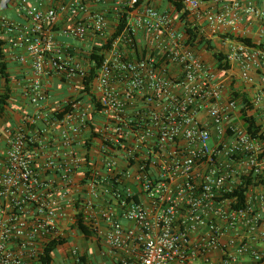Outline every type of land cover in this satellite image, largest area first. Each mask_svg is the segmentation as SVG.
I'll return each mask as SVG.
<instances>
[{
	"label": "built area",
	"instance_id": "built-area-1",
	"mask_svg": "<svg viewBox=\"0 0 264 264\" xmlns=\"http://www.w3.org/2000/svg\"><path fill=\"white\" fill-rule=\"evenodd\" d=\"M48 1L0 0V36L26 53L13 58L28 61L33 73L21 95L36 131L5 130L0 264H40L50 241H69L77 213L91 241L121 253L119 264H264V141L248 133L227 83L236 77L251 85L254 76L264 83V49L238 41L254 34L264 45V6L183 0L191 26L209 41L221 39L230 66L224 74L187 45L175 13L115 0L110 32L107 12L89 8L109 0ZM13 4L21 22L7 14ZM63 15L68 23L59 36L86 44L84 50L56 42ZM120 19L122 29L108 43ZM94 53L103 55L90 84L100 111L80 95L46 111L41 79L57 76L82 91ZM250 103L253 110L264 105V92ZM62 106L68 110L58 118ZM245 180L236 209L237 198L228 195ZM215 250L216 262L208 258ZM59 252L65 262L83 264L70 242L52 264Z\"/></svg>",
	"mask_w": 264,
	"mask_h": 264
},
{
	"label": "crops",
	"instance_id": "crops-1",
	"mask_svg": "<svg viewBox=\"0 0 264 264\" xmlns=\"http://www.w3.org/2000/svg\"><path fill=\"white\" fill-rule=\"evenodd\" d=\"M17 2V0H14ZM31 3L34 2V0H29ZM60 0H49L47 5L49 6H56L59 3ZM257 6L262 7L264 6V0H253ZM115 0H109L106 5L100 7V6H92L89 5V8L94 11H100L104 10L107 12L108 16V27L109 31H112V25L114 24V17L112 16V6L114 5ZM149 6H152L153 8H156L159 11H170L173 13L170 5L166 3L164 0H149ZM203 9H206V6H203ZM7 14L9 17L13 18L16 21L21 22V18L17 15L15 12V4L11 5L7 11ZM68 19L66 16H61L58 23L55 26V39L57 43H65L68 45H72L73 47L78 50H84L86 47V44L84 43H77L75 41L66 39L62 36H59V31L62 30L67 26ZM241 29V27H239ZM251 28L247 29L249 32ZM247 39H250L252 43H259L261 41L260 38L255 36L254 34H248L246 36ZM211 42L214 44L217 51L223 52L224 48L221 45V39L218 37H213L210 39ZM3 46L1 47L2 53L4 55L3 61L7 64L8 72L11 76V101L9 102V105L6 109V113L0 121H3L2 125H0V173L3 171V158L5 154V142L7 139V136L5 134L6 129L16 130V129H23L26 132L36 133L35 130H32V127L28 126L27 118L30 115L31 108L22 98V90L23 88L29 83V80H32L33 73L30 68V65L27 62L25 63H19L15 61L13 58V55L20 54L26 56V53L24 51H14L10 48L9 44L7 43L6 39H3ZM89 46H93L94 42L87 43ZM203 51V50H202ZM202 51H196L197 55L201 59H205V53H202ZM210 55V54H209ZM77 59L82 62L83 66L89 67L86 56L79 55ZM84 62V63H83ZM213 63V61H212ZM214 65V63H213ZM254 83L253 84H246L238 80L236 77L231 78L228 83V88L230 85L231 80H234L235 82V88L238 89L241 93L246 94L250 100L259 92H264V83L260 82L258 80L257 76H254ZM43 85L45 86L47 90V101L44 104V109L47 110H53L59 107L61 108V105L63 102L70 101L71 99L77 98V96H81L82 100L83 94L80 89H78V83H72L70 86L67 83H64L59 77L52 76V77H44L41 79ZM0 87H2V80H0ZM1 91V90H0ZM86 101L89 100V98L85 99ZM252 114L257 118L259 122H264V105H261L257 109H254ZM89 133H83L82 137H79L81 142L85 140L84 138ZM80 142V143H81ZM77 147H82L81 145L77 144ZM80 150V148H79ZM261 192H264V189H260ZM80 193V191H79ZM67 222L71 223V219L74 217V208L70 207L67 211ZM67 222H64V224H67ZM130 226V225H126ZM76 235H78L76 238H69L70 244L72 246H76L79 250V253L82 257H84L83 264H119V258L121 257V253H110L107 249L103 247H99L95 242L91 241V239H86L82 237L80 234L75 232ZM76 239V241L74 240ZM75 242V243H74ZM221 257V254L219 251L215 250L211 253H209L208 258L211 261H218ZM66 256L64 253H58V255L55 257V263L54 264H71V261L68 260L65 262ZM246 259H244L242 262L244 264H247ZM192 264H201L200 259H196Z\"/></svg>",
	"mask_w": 264,
	"mask_h": 264
},
{
	"label": "trees",
	"instance_id": "trees-1",
	"mask_svg": "<svg viewBox=\"0 0 264 264\" xmlns=\"http://www.w3.org/2000/svg\"><path fill=\"white\" fill-rule=\"evenodd\" d=\"M166 3H168L173 11V13L178 15V19L183 23V30L187 37V45L194 47L195 51H205L211 55L212 61L214 63L215 69L221 73H227L229 71L230 66L227 62H225V58L222 55L221 52L217 51L214 44L206 39L200 30L197 27H192L191 23L188 21L187 13L184 10V4L183 0H164ZM141 3L144 5L149 4V0H141ZM124 20L120 19L118 26L116 27L115 33L111 36V38L108 40V43L112 41V39L115 38V36L121 31L122 26L124 24ZM3 39L0 36V80H2V87H0V119H2L6 113V109L9 105V102L11 101L12 91H11V76L8 72L7 64L3 61L4 55L2 53L1 47L3 46ZM238 41L252 47L264 49V45L262 44H255L250 41V39H238ZM107 45L104 46V48H108ZM98 51L97 49L95 52ZM103 55H97V54H91L90 55V68L87 77L83 80V90L82 94L85 95L84 98H89L88 102L91 105L93 110L97 113L100 111V107L98 103L95 101L94 95H92L90 91V84L93 81V79L96 76V71L98 70L101 62H102ZM229 93L232 96L233 99H237V102L241 105V120L243 121L244 125L246 126V129L248 133L256 139H259L260 141H264V122H259L257 118L252 114L253 107L250 103L249 97L238 91V89L235 88V82L234 80H231L229 85ZM63 107V106H62ZM63 112H60L58 114V118H61L63 114L68 110L67 106H64L62 108ZM94 113H91V119L94 117ZM88 151V149H87ZM88 159V154L85 157ZM249 182L248 180H245L243 187H240L233 192H231L228 197H236L238 200V203L234 205V208H241L243 207L242 202L244 200V193L246 191V187L248 186ZM77 207V206H76ZM71 228L77 233L83 235L85 238L90 237L91 232L90 229L85 225L82 221V215L80 213H77L75 215V222L71 226ZM70 241L66 240H52L50 241L45 249L43 255L40 257V264H52L54 260V255H56L58 247L62 246L65 243H68ZM84 261V257L81 259Z\"/></svg>",
	"mask_w": 264,
	"mask_h": 264
},
{
	"label": "rangeland",
	"instance_id": "rangeland-1",
	"mask_svg": "<svg viewBox=\"0 0 264 264\" xmlns=\"http://www.w3.org/2000/svg\"><path fill=\"white\" fill-rule=\"evenodd\" d=\"M202 53H205V54H204V55H205V59H204V61L212 66L213 63H212L211 55H209V53H207V52H205V51H202ZM2 123H3V121H0V125H2ZM0 130H1V128H0ZM70 228H71V227H70ZM75 232H76V231L73 230L72 228L70 229V233H72V234H71V238H72V237L76 238V237L78 236V235H76ZM74 240L76 241V239H74ZM74 243H75V242H74Z\"/></svg>",
	"mask_w": 264,
	"mask_h": 264
}]
</instances>
